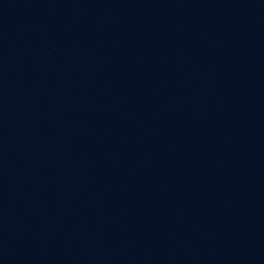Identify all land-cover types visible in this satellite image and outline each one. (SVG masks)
Masks as SVG:
<instances>
[{"label": "water", "instance_id": "obj_1", "mask_svg": "<svg viewBox=\"0 0 264 264\" xmlns=\"http://www.w3.org/2000/svg\"><path fill=\"white\" fill-rule=\"evenodd\" d=\"M0 264H264V0H0Z\"/></svg>", "mask_w": 264, "mask_h": 264}]
</instances>
